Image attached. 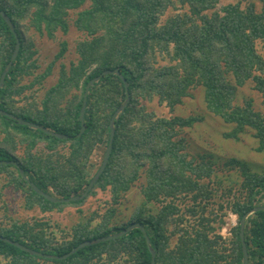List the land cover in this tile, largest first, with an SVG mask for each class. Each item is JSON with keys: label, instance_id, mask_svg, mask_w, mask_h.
Segmentation results:
<instances>
[{"label": "trees", "instance_id": "16d2710c", "mask_svg": "<svg viewBox=\"0 0 264 264\" xmlns=\"http://www.w3.org/2000/svg\"><path fill=\"white\" fill-rule=\"evenodd\" d=\"M86 1L0 0V9L10 16L21 40L18 56L0 89V108L70 135L60 139L0 114V131L6 135L0 143V160H17L30 180L50 194L52 187L56 197L82 193L96 173L91 169V154L98 144L108 146L112 116L127 95L123 80L116 74L104 75L95 82L88 94L86 130L77 137L85 87L104 70L118 68L129 84L130 101L115 120L116 133L106 169L87 197L68 203L49 201L33 190L17 166L0 164V172L8 177L7 184L16 189L26 187L25 207L46 212L82 205L97 187L109 188L117 203L143 172L146 182L141 191L145 203H155L158 208L148 211L143 203L131 223L144 225L156 250L155 264H243L240 220L253 207L264 205V174L253 172L244 161L228 162L242 168L244 180L237 194L229 191L232 200L228 204H218L221 217L226 209L239 219L232 237L224 239L220 232L224 220L220 218L219 222L215 208H211L212 212L208 208L211 190L201 183L213 174L212 162L188 160L183 139L174 140L180 130L193 126L200 118L156 116L141 99L159 95L173 109L183 102L192 86L203 85L208 109L233 125L224 136L237 140L247 127L251 128L258 139L257 150L264 152V117L252 108L250 101L244 106L233 104L237 87L248 80L255 82L254 87L264 99V57L256 44L259 40L264 42V0L260 11L253 3L242 7L237 2L212 14L206 10L214 8L218 0H90L85 8ZM177 2L188 7L186 12L162 23L161 17ZM72 10L77 11L74 25L86 33L76 46L79 58L69 68L62 66L58 81L46 91L41 107L34 99L28 107L17 106L16 97L26 98V89L49 72L34 77L32 83H21L35 66L31 41L26 35L27 21L53 36L58 27L66 30ZM15 46L16 36L0 15V76ZM65 51L63 43L57 57ZM158 55L175 63L156 67ZM229 76L234 78V84L229 82ZM80 85V96L66 105V111L60 109V102L70 89ZM15 134L20 139H15ZM18 142L27 144L24 160L12 153ZM40 142L49 152L44 156L32 152ZM68 143L69 149L61 152L60 146ZM114 212L113 208L101 216L96 212L73 225L68 237L60 241L45 228L48 223L38 220L1 224L0 236L47 254L61 255L85 240L125 229L127 224H111ZM96 216L101 220L93 226ZM214 220L219 225H213ZM245 240L250 264H264V210L247 218ZM1 259H9L8 264H39L40 260L59 264H149L152 254L143 231L134 228L121 237L81 248L65 259L32 255L0 239V264H4Z\"/></svg>", "mask_w": 264, "mask_h": 264}, {"label": "rangeland", "instance_id": "374dc122", "mask_svg": "<svg viewBox=\"0 0 264 264\" xmlns=\"http://www.w3.org/2000/svg\"><path fill=\"white\" fill-rule=\"evenodd\" d=\"M237 2L241 3L242 7L253 3L258 11L261 10L263 5V0H218L216 6L207 9L206 13L212 14L215 10L222 11L224 5ZM89 5L90 0H87L84 7L86 8ZM187 8L177 2L175 7L171 6L166 10L165 14L161 17V22L164 23L168 18L186 12ZM76 15L77 11H70L66 30L58 27L53 31V36L45 28L38 30L34 26L29 25V20L27 21L26 24H28L29 28L26 31V35L31 41L29 45L31 51L34 53L31 60L34 61L35 66L32 67V74L24 78L21 83H32L34 77L44 74L47 71L49 72L42 80L33 83L29 89H26V98L22 96L16 97L15 103L17 106L28 107L34 99L41 107V101L46 91L58 81L62 66L69 68L70 64L79 58L76 46L86 36V33L78 30L74 25ZM63 43H66V51L62 56L57 57ZM256 44L258 51L264 57V42L259 40ZM156 59L158 61L155 63L156 67L175 63L167 56L162 57L158 55ZM88 72H90V69ZM228 78L229 82L235 83L233 77L229 76ZM254 86L255 82L253 80H248L243 86H238L235 91L233 104L244 106L250 101L252 108L264 117L263 95ZM81 93L82 85L71 88L69 94L60 102L59 108L66 111V105L75 96H80ZM182 99L183 102L176 104L173 109L165 102H162L159 95L142 98L141 103L146 106L148 111L153 112L156 116L171 118L178 115L182 117L196 116L200 118L193 126L184 127L180 130V133L174 137V140L183 139L185 144L183 151L187 154L188 160L195 158L196 161L205 159V161L212 162L213 174L211 177H205L201 183L202 185H207L209 190H211L207 206L209 209L215 208L214 211L217 212L219 222H221L220 218L225 221H222L223 227L220 232L223 238L226 237L229 240L232 237V229L239 224V219L235 213L229 210L226 211V209L224 210V215L221 217V209L218 208V204L220 202L228 204L232 200L231 195L228 193L230 190L233 193H238V188L244 180V176L242 168L238 164L231 165L228 162L231 159L244 161L250 165L253 172L264 174V152L257 150L258 139L254 136V130L251 128L247 127L246 131L241 133L237 140L224 136V133L230 131L233 125L225 122L220 115L208 109L203 85L198 84L192 86L189 89L188 95ZM5 136V133L0 131V143H2ZM14 137L15 139H20L16 134ZM69 144H62L60 146L61 152H66L69 149ZM26 149L27 144L18 142L12 153L19 160H24L26 158ZM106 150L107 147L105 144H98L94 148L90 157L93 173L97 172L101 166ZM32 152L39 156H44V154L49 153L46 150L44 142L38 143L32 149ZM12 169L14 173L17 172L15 168ZM7 181L8 177H6V174L0 172V225L10 224L14 220H17L19 223H33L38 220L41 223H48V225H45V228L52 231L56 241L68 237L73 225L86 221L88 217L94 215L96 212L101 216L107 209L113 208L115 212L111 224L130 225L138 206L144 203L149 208L148 211H156L158 208L155 203H145V198L141 191L142 185L146 182L145 173L143 172L140 179L132 185L130 191L122 195L117 203L113 202L112 192L109 188L102 190L100 187H97L95 188V194L89 196L82 205H67L61 209L56 208L46 212L41 211L38 207L26 208V193L23 191L26 187L16 189L14 185L7 184ZM50 190L53 195H56L52 187H50ZM100 220L101 217L96 216L92 225L94 226ZM219 222L214 220L212 224L219 225ZM175 240L176 237H174ZM1 260L4 264L9 263V259ZM39 264L59 263L40 260Z\"/></svg>", "mask_w": 264, "mask_h": 264}, {"label": "water", "instance_id": "95a60500", "mask_svg": "<svg viewBox=\"0 0 264 264\" xmlns=\"http://www.w3.org/2000/svg\"><path fill=\"white\" fill-rule=\"evenodd\" d=\"M0 15L7 22V24L10 26L11 30L14 32V34L16 36L15 49L11 55L10 60L6 64V66H5L3 72L1 73V76H0V89H1V87L3 86V84L5 82L7 74L13 65V62L15 61L16 57L18 56V53H19L20 47H21V40H20L18 33L16 31L15 24L12 21V19L10 18V16L2 9H0ZM107 74H116L123 80V82L125 84L127 95H126V98L123 101V103L118 107V109L115 111V113L112 116V119L110 122V139H109V143L107 146V150H106L103 162H102L101 166L99 167V169L97 170V172L95 173V175L90 180L86 189L82 193L73 195L71 197H66V198L56 197V196L44 191L36 183H34L32 180H30L25 175L24 169L20 166V163L17 160H14V159L0 160V164H13V165L17 166L19 168L21 176L28 182V184L33 188V190L51 202H55V203L66 202V203H68V202H73V201H79V200H82L85 197H87L89 192L94 188V186L97 183V181L99 180L100 176L102 175V173L106 169V166L109 162V158H110V155H111V152L113 149V142H114V138H115V133H116L115 120L120 113L124 112L126 106L128 105V103L130 101L129 84H128L127 80L124 78V76L122 75V73L119 71L118 68L106 69L103 72H101L99 75L93 77L92 79H90L88 81V83L85 87V91H84V95H83V101H82V105L80 108V115H79V118L81 121V127H80V130L76 136L80 137L86 130L85 113H86V109H87V101H88V94H89L90 88L95 82H97L104 75H107ZM0 114L4 115L6 117L12 118V119L18 121L22 125H28L30 127L36 128L38 130H41L47 134L53 135V136L60 138V139H68L70 137V135H68V134L54 131V130L47 128V127H45V126H43L37 122L29 121V120L23 119L22 117H18L16 115H14L13 113L8 112L2 108H0ZM261 210H264V205L255 206L251 210L246 212L240 220V232L239 233H240L241 242H242L243 264H250L248 246H247V243L245 240L246 220L251 214L256 213L257 211H261ZM134 228H139L143 231L145 238H146V241H147V244H148V247H149L151 254H152V259H151V262L149 264H155L156 263V250L153 248V246L151 244L150 238L147 234V231H146L144 225L140 222H134V223L128 225L125 229L121 230L120 232H116V233H113L110 235H103V236H99V237H96L93 239L85 240V241L81 242L80 244L76 245L75 247H73L70 251H68L64 254H61V255L47 254V253H44L42 251H38L36 249L28 247V246L20 243L19 241H14V240L7 238V237L0 236V239L10 242V243L14 244L15 246L19 247L20 249L29 252L32 255H37L40 257H46V258H52V259H65V258L69 257L70 255H72L73 253L77 252L81 248H84L86 246H89V245H92L95 243H100L103 241H108V240H111V239H114L117 237H121V236L127 234L128 232H130Z\"/></svg>", "mask_w": 264, "mask_h": 264}, {"label": "clouds", "instance_id": "9594fccd", "mask_svg": "<svg viewBox=\"0 0 264 264\" xmlns=\"http://www.w3.org/2000/svg\"><path fill=\"white\" fill-rule=\"evenodd\" d=\"M132 224V223H131Z\"/></svg>", "mask_w": 264, "mask_h": 264}]
</instances>
